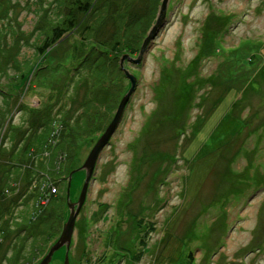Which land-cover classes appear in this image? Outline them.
<instances>
[{
    "label": "rangeland",
    "instance_id": "1",
    "mask_svg": "<svg viewBox=\"0 0 264 264\" xmlns=\"http://www.w3.org/2000/svg\"><path fill=\"white\" fill-rule=\"evenodd\" d=\"M37 1L0 0V15L6 16L0 23L26 40L7 55L0 52V89L11 94L0 92L1 208L10 212L0 213V264H40L59 240L70 213V175L82 167L131 88L119 68L122 56L118 72L108 77L119 76L118 83L95 87L92 112L83 118L80 105L90 91L79 78L68 82L85 53L84 22L39 59L35 39H44L45 23L57 13L49 12L51 0ZM108 1L109 10L124 16L126 0ZM142 1L134 0L130 10L140 19L148 14L153 26L160 9L152 18ZM167 15L142 63H124L138 88L94 170L70 264H264V0H170ZM222 15L228 27L220 38L218 26L212 27ZM116 25L109 19L93 28L92 47L106 49L109 40L122 37ZM132 28L135 46L150 30ZM108 66L107 74L115 63ZM20 72L27 80L18 86ZM41 121L58 122L59 132L47 140L53 147L67 125L76 129L67 151L75 160L64 158L66 169L58 175L53 171L61 165L49 157L53 149L26 156ZM4 135L10 136L5 142ZM85 179V171L72 175V202ZM66 253L60 249L51 264H65Z\"/></svg>",
    "mask_w": 264,
    "mask_h": 264
},
{
    "label": "trees",
    "instance_id": "2",
    "mask_svg": "<svg viewBox=\"0 0 264 264\" xmlns=\"http://www.w3.org/2000/svg\"><path fill=\"white\" fill-rule=\"evenodd\" d=\"M41 0H39L40 2ZM95 0H51L49 2L46 1L47 5H49V12L53 11V13H57V18L53 19L52 21L47 20V12L45 11V21L47 20V23H45V28L44 31H46V35L44 37L43 40L40 41V39H35V42H37V44L34 46V51L35 54L37 55V57H39V59H42L43 57H45L48 54V51L52 48V46L60 39H62L64 36H66V34L71 31L74 30L75 28H80V26L82 25L81 23L84 22V27L82 29L81 35H80V45L81 48L83 49L82 51L85 53L83 54V56L81 57L82 59L80 60V62L76 65L75 68H73V70H71V75L69 78L68 82L69 84H73L74 78H79V80H77L78 82L82 83L83 87H85L86 92L88 93L89 91V96L86 97V103H81L80 105V109H84L82 111L83 114V118L86 116H88V112H92L91 111V106L95 100L94 97V88H96V90L99 89V86L104 87L109 85H115V83H118L119 80V76H116L115 78H108L109 75H111L113 77V75L118 72V69L121 68V66L119 65L118 68V62L120 60V58L122 56H124L125 54L129 53L130 56L132 57H137L138 54H136V51H140L141 49V41L145 40L148 34H145V37H142L141 41L138 44H135V46H133L132 41L130 40V38H133L135 36V33H133V24H137L140 25V31L143 29L145 30H150V28H152V24L148 23L147 19H148V14L147 16H145V13H142V18L140 19L138 16H136V14L131 11V4L134 0H126V3L124 5L126 11L122 12V17H120V13L113 10H109V1H103L98 7H93V3ZM162 0H143L142 2L144 3V5H148V11L151 12L152 18L156 17V13L158 11V8L160 9L161 6V2ZM36 2H38L36 0ZM53 8V9H52ZM111 9H113V6L111 7ZM83 13L84 15L89 13V17L86 18V20L84 19H78L79 14ZM1 14V13H0ZM2 15V14H1ZM0 18L1 19H5L6 16H2ZM145 16V17H144ZM49 17V16H48ZM10 18V17H9ZM109 19H114L115 22L117 23V29H119V31H121L122 33V37H114V41L113 39L109 40L110 43L107 44V48L106 49H101L99 47L96 48V46L92 47V43H90V36H92L93 33H95L93 31V28L96 29L97 27H103L105 25V23L109 20ZM139 19V21L136 22V20ZM9 20V19H8ZM82 21V22H81ZM208 24L209 19L206 20ZM215 24L212 27L215 28V26H218V35L221 38V35L224 34L226 28L228 27V16L226 15H222V18H216L215 19ZM227 23H226V22ZM153 22V21H152ZM6 23V22H5ZM130 23H132V25H130ZM224 23V25H223ZM1 25H3L2 23H0ZM80 24V25H78ZM226 24V25H225ZM78 25V26H77ZM221 28H220V26ZM10 24H5L3 25V29H1L0 26V52L2 51L3 53H5L7 55V53L9 52V49L11 47H13L14 45L18 44V42L20 40H25V38L21 35H19V31L18 29H16L18 32H12L9 31V29L7 27H10ZM39 26V25H38ZM37 26V27H38ZM7 28V30H6ZM42 28V27H41ZM220 28V29H219ZM149 32V31H148ZM147 33V32H146ZM19 35V37H17ZM113 38V37H112ZM129 41V45H125V42ZM215 41H219V38H214L213 43ZM124 46L123 49H121ZM133 46V47H132ZM77 48H78V44L77 42L74 44V55L77 54ZM133 49V50H131ZM97 54V55H96ZM71 60V58H70ZM64 61V58L63 60ZM60 61V62H62ZM58 62L57 64H60L62 66V64ZM115 63V70L114 71H110L111 73L107 74L106 71H109V64L110 63ZM36 63H34L35 66ZM33 66V67H34ZM32 67V68H33ZM40 69V66L37 65L36 68H34V70ZM120 72V71H119ZM29 73V72H28ZM85 73V77L81 78V74ZM30 75V74H29ZM20 79H14L15 80V84L20 86L23 85L24 81L27 80L26 74L24 75V72H20V74H18V76ZM81 78V79H80ZM23 79V80H22ZM23 82H22V81ZM76 82V83H78ZM101 84V85H100ZM80 84H78L77 86H79ZM1 93H5L8 94L9 96L11 95L9 92H7L5 89H0ZM89 107V109L87 110L86 107ZM82 116V115H81ZM58 122H49V124L45 121L39 123L38 127L35 128L34 130V137H33V141L29 142L25 148V152H26V156L28 158V155L30 154L31 156H44L46 153L45 151L51 150L53 149V152L50 154V158H52V163L53 165H61L59 168H57L55 171L56 174H60V172H64V170L66 169V163L62 165V163L64 162L63 159L66 158L67 160L72 161L73 158L75 160L76 155H71L68 154L67 151H69V139H71V137L73 136L72 134L76 131V129L73 128L71 129V125H67L65 127V129H62L60 132V140L58 139V141L56 142V144L54 145V147L52 146V144L48 143V139L49 137L52 138L53 133L55 132H59V130L57 129V124ZM56 124V125H55ZM4 125V123L2 124ZM48 125H50L48 127ZM55 125V126H54ZM42 128V130H41ZM41 130V131H36V130ZM57 129V130H56ZM12 130V129H11ZM10 130V131H11ZM17 132L16 135L18 134V129H15V131ZM26 134V130L24 131V135ZM69 134V135H67ZM4 135L2 141L5 142V139L7 141V138L10 137ZM12 142L14 141L15 137L12 134ZM73 139V138H72ZM41 142V143H40ZM53 147V148H52ZM30 148H34L35 150H37V152H33L31 151L32 149ZM30 150V153L28 154ZM8 154H6L7 156ZM29 155V156H30ZM33 157H29L30 162H33L30 166V169H33L36 166V162L35 160L32 159ZM54 158V159H53ZM32 160V161H31ZM56 161V163H55ZM42 162V161H41ZM75 163V162H74ZM22 164V163H21ZM20 164V165H21ZM19 165V167H20ZM23 165V164H22ZM65 168V169H64ZM35 169V168H34ZM11 169H9L6 174L11 175L12 171H10ZM55 174V173H54ZM57 175H52V178H57ZM58 182L57 179H55L54 183ZM6 187H4L5 189ZM3 192V191H2ZM1 193V191H0ZM1 196L2 194H0V213L3 214H8L10 212H8V207L6 208H1L2 203H1ZM57 209V208H56ZM48 213V212H47ZM2 215H0V219H1ZM4 232V230H3ZM190 259H192V257H190Z\"/></svg>",
    "mask_w": 264,
    "mask_h": 264
},
{
    "label": "water",
    "instance_id": "3",
    "mask_svg": "<svg viewBox=\"0 0 264 264\" xmlns=\"http://www.w3.org/2000/svg\"><path fill=\"white\" fill-rule=\"evenodd\" d=\"M169 3L170 0L162 1L157 20L150 29V31L148 32V35L144 40V43L137 58L131 57L130 55H124V57L121 60V69L125 77L130 81L131 88L122 98L121 103L117 109V112L111 124L109 125L105 133L102 135L100 140L97 142L95 147L91 150V152L88 155V158L86 159L82 167L75 170L70 175L69 186H68V206L70 213H69L68 221L64 225V229L59 240L50 248L47 255L41 260L40 264H51L55 253L64 247L67 249V253L65 255V264H70L69 250L71 247L72 238L76 230V223L78 216L86 201L87 192L90 186V182L94 175V170L97 166L101 153L103 152L105 147L109 144L112 135L114 134V132H116L117 128L122 122L125 110L128 104L130 103L132 96L135 94L136 89L138 88V83H139L138 78L124 66V63L126 60H129L131 63L136 65L142 63L145 53H147L149 49V46L151 45L152 42H154V40H156L159 37L161 31L164 29L166 25L167 16H168L167 10ZM77 171H85L86 179L79 200H77L76 202H72L70 198L71 181H72V175L75 174Z\"/></svg>",
    "mask_w": 264,
    "mask_h": 264
},
{
    "label": "crops",
    "instance_id": "4",
    "mask_svg": "<svg viewBox=\"0 0 264 264\" xmlns=\"http://www.w3.org/2000/svg\"><path fill=\"white\" fill-rule=\"evenodd\" d=\"M257 218H258V220L261 219V214H260V212H258V217H257Z\"/></svg>",
    "mask_w": 264,
    "mask_h": 264
},
{
    "label": "bare ground",
    "instance_id": "5",
    "mask_svg": "<svg viewBox=\"0 0 264 264\" xmlns=\"http://www.w3.org/2000/svg\"><path fill=\"white\" fill-rule=\"evenodd\" d=\"M212 45H213V43H212ZM210 47V46H209ZM214 136H216V137H218V138H220V134L217 136V134H215ZM211 137H213V136H211Z\"/></svg>",
    "mask_w": 264,
    "mask_h": 264
}]
</instances>
